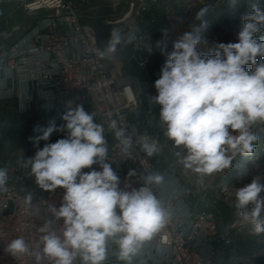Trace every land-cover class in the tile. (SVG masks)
Wrapping results in <instances>:
<instances>
[{"label":"clouds","instance_id":"9594fccd","mask_svg":"<svg viewBox=\"0 0 264 264\" xmlns=\"http://www.w3.org/2000/svg\"><path fill=\"white\" fill-rule=\"evenodd\" d=\"M237 0H231L235 6ZM242 16V28L236 43H218L211 54H201L198 46L207 41L202 30L207 26V8L196 13L191 26L172 42L167 52L169 29H162L156 42L166 60L160 78L155 81L156 96L150 103L160 105L159 120L164 135L174 148L178 162L204 177L230 170L233 161L253 153L259 137L253 128L264 125V39L257 34L264 29V9L252 6ZM134 32L114 28L104 48L93 51L102 60L116 58L121 47L136 40ZM149 52L152 48H146ZM262 58L259 60L257 58ZM252 65L249 71L246 66ZM96 113L85 111L82 104L65 102L63 124L55 119L47 126H36L38 135L30 137L34 146L48 141L57 131L65 138L46 143L24 162L36 185L45 192L64 189L60 206L54 203L42 209L25 197L32 214L42 220V234L34 248L23 237L12 239L4 251L12 257L31 254L35 264H104L109 243L118 247V259L131 264L144 244L151 241L169 222L171 211L153 191L162 184L161 174H144L143 186L120 187V178L108 161L105 127L95 122ZM118 113L107 114L109 130L128 153L133 138L119 125ZM140 148L149 157L160 151L158 141L140 137ZM97 165L100 170L93 168ZM90 169V171H82ZM130 170L128 177L135 176ZM9 174L0 168V191H7ZM264 176L235 188V207L240 219L250 224L256 234L264 233ZM251 205V207H249Z\"/></svg>","mask_w":264,"mask_h":264},{"label":"built area","instance_id":"2783aa9c","mask_svg":"<svg viewBox=\"0 0 264 264\" xmlns=\"http://www.w3.org/2000/svg\"><path fill=\"white\" fill-rule=\"evenodd\" d=\"M3 1L21 3L25 13L36 19L22 36L12 41L8 56L0 60V99L14 96L16 86L9 85V81L17 80L23 86L19 110L22 113L37 110L36 126H47L52 119L59 126L64 123L60 117L66 101L82 104L85 111L96 113L95 122L105 127L108 161L118 174L122 189L126 184L136 189L142 187L144 174L164 177L153 191L171 211V218L144 244L131 264H258L256 254L242 251L233 240V226L218 223L208 200H203L204 209H196L200 181L184 175L175 159L167 157L164 161L161 156L163 151L177 148L164 135L165 129L159 120L160 105L150 103L155 93L141 81L126 79L120 73L118 60L122 52L118 51L120 56L113 60H102L95 54L94 49L104 47L96 31L84 22L80 3L75 0ZM162 1L173 0H138L137 6L132 1L130 11L111 24L125 34L136 35L140 19L146 13H153ZM117 4L114 1V6ZM18 28L0 31V36L13 40ZM149 43L152 47L151 36L145 34L143 39L137 37L126 46L142 50ZM148 61L145 57L140 64L146 65ZM109 112L118 113L119 125L133 138V147L128 153L121 151L114 132L108 128ZM66 135V131L54 132L43 143H55ZM142 136L158 141L160 151L147 156L140 148ZM29 157L33 156L6 157L0 167L7 168L9 174L7 191H0V264H35L31 254L12 257L4 251L6 244L17 237L25 238L29 247L34 248L42 235L39 227L43 221L32 214L25 197L31 193L32 203L44 209L51 203L59 207L64 194L62 188L51 193L38 192L32 186L30 168L24 167ZM93 168L100 170L97 165ZM130 170H135L136 175L128 177ZM75 264H80V260ZM104 264H126L118 259L117 245L109 243Z\"/></svg>","mask_w":264,"mask_h":264},{"label":"rangeland","instance_id":"374dc122","mask_svg":"<svg viewBox=\"0 0 264 264\" xmlns=\"http://www.w3.org/2000/svg\"><path fill=\"white\" fill-rule=\"evenodd\" d=\"M81 5L84 22L91 26L97 34L100 44L105 47L110 38L112 30L115 28L111 21L124 17L134 1L137 6L138 0H75ZM114 1L118 4L114 6ZM231 0H173L168 3L162 1L161 5L153 13H146L140 19L136 30V36L141 40L145 34H149L153 41L152 51L146 48L135 50L130 46H123L119 50L122 52L118 63L120 73L129 80H139L144 83L151 92L157 95L154 86L155 81L160 78L161 68L166 60V55L161 54L156 47V42L162 39V29H169L167 37V52L170 53L172 42L182 33L191 31V26L200 25V21L195 20L196 13L202 8H207L208 14L212 16L207 21L210 26L205 40L207 44L198 46L201 54H211L215 51L218 43L238 42V33L242 28V16L250 13L253 5L264 9V0H237L235 6H230ZM223 16V18H222ZM155 18L154 21L152 19ZM117 28V26H116ZM258 39H264V29L257 34ZM148 57L146 65H141L140 61ZM258 62L262 58H257ZM246 68L251 71L252 65ZM36 114L22 113L15 109L12 104L2 107L0 110V167L5 157L16 155L34 156L38 148H43L44 143L40 141L38 146H34L30 137L38 135L34 131L36 127ZM259 137L255 144L254 151L249 156H240L233 161L232 168L225 172L215 173L201 177L197 173L186 169L175 155L176 150H165L161 153L163 160L167 157L177 161L181 172L198 178L200 181V193L197 196V210L204 209L203 200L211 203L212 211L217 216L221 226L225 224L233 226L231 235L240 249L246 253L256 254L258 264H264V233L256 234L250 224L243 222L239 217V210L235 207V188L241 187L251 182L252 178L264 176V125L253 128ZM54 143V142H51ZM32 186L38 192H43L35 183L34 177ZM264 197V192L261 193ZM251 207V205L249 206Z\"/></svg>","mask_w":264,"mask_h":264},{"label":"crops","instance_id":"0c3cea01","mask_svg":"<svg viewBox=\"0 0 264 264\" xmlns=\"http://www.w3.org/2000/svg\"><path fill=\"white\" fill-rule=\"evenodd\" d=\"M35 19V17L28 16L25 13L24 7L21 3H8L0 0V31H11L15 26H19L18 30L14 31L15 38L13 40L4 39L0 36V60H3L8 56L9 47L12 44V41L22 36L32 26V24L35 22ZM9 85L16 86L14 96L9 99H0V110L2 107L12 104L15 109L17 110L18 108V111L20 112L19 97L20 90L23 88V86L18 84L17 80H10ZM42 104L44 105V103L41 102V105ZM28 113L36 114V121L38 120L39 112L37 110H33Z\"/></svg>","mask_w":264,"mask_h":264},{"label":"trees","instance_id":"16d2710c","mask_svg":"<svg viewBox=\"0 0 264 264\" xmlns=\"http://www.w3.org/2000/svg\"><path fill=\"white\" fill-rule=\"evenodd\" d=\"M210 18H212V16H206L204 19H205V21L207 22ZM222 18H223V16H222ZM201 23V22H200ZM211 29V27L210 26H206L203 30H202V33H201V35H202V37L205 39L206 38V36H207V34H208V32H209V30Z\"/></svg>","mask_w":264,"mask_h":264},{"label":"bare ground","instance_id":"6f19581e","mask_svg":"<svg viewBox=\"0 0 264 264\" xmlns=\"http://www.w3.org/2000/svg\"><path fill=\"white\" fill-rule=\"evenodd\" d=\"M111 22H113V21H111ZM117 56H120L119 54H117Z\"/></svg>","mask_w":264,"mask_h":264}]
</instances>
